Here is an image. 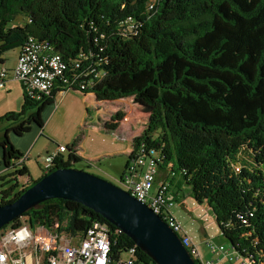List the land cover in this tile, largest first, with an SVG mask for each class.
<instances>
[{
	"label": "trees",
	"instance_id": "1",
	"mask_svg": "<svg viewBox=\"0 0 264 264\" xmlns=\"http://www.w3.org/2000/svg\"><path fill=\"white\" fill-rule=\"evenodd\" d=\"M147 1L0 0V63L28 36L47 42L66 62L84 55L82 64L95 65L103 77L83 93L106 103L133 96L148 110L124 169L140 142L157 148L158 168L180 174L195 199L207 203L229 246L264 264V0H157L149 10ZM18 16L26 21L15 23ZM129 17L135 33L124 23ZM60 90L56 84L38 99L24 91L20 108L0 116L7 166L0 205L45 175L33 179L26 158L15 160L23 154L5 131H23L24 120L43 125L39 113ZM123 116L112 112L104 130L114 131ZM79 139L65 145L66 156L54 157L53 168L82 160L75 152ZM94 221L108 225L113 257L136 245L100 214L64 198L38 203L0 232L27 224L76 236ZM135 256V264H157L137 245Z\"/></svg>",
	"mask_w": 264,
	"mask_h": 264
},
{
	"label": "built area",
	"instance_id": "2",
	"mask_svg": "<svg viewBox=\"0 0 264 264\" xmlns=\"http://www.w3.org/2000/svg\"><path fill=\"white\" fill-rule=\"evenodd\" d=\"M156 1L148 0L147 9H152ZM124 23L130 32L135 33L136 22L129 17ZM84 58V55L79 54L70 63L66 62L60 54L51 50L47 42L28 36L18 52L13 75L21 82L30 98L38 99L41 95L49 94L56 84L65 90L73 89L83 93L103 77V72L96 69L95 65H83ZM6 77L7 70L1 66L0 87L5 84ZM66 152L65 145L57 144L54 152L38 155L41 172L46 174L54 169V157ZM24 158V155L20 156L19 160ZM159 158L160 151L157 148L145 141L140 142L134 160L124 170L118 186L159 215L179 236L196 264H228L232 261L237 264H253L250 258L240 257L230 246L210 244L212 242L209 241L212 253L218 257L205 259L201 256L196 244L168 211L174 199L167 183H160L156 191L151 192ZM234 169L238 171L240 165L236 163ZM135 246L125 251L126 256L123 257L121 253L113 257L110 230L102 221H94L82 234L76 236L64 235L44 226L33 228L22 224L0 232V264H135Z\"/></svg>",
	"mask_w": 264,
	"mask_h": 264
},
{
	"label": "crops",
	"instance_id": "3",
	"mask_svg": "<svg viewBox=\"0 0 264 264\" xmlns=\"http://www.w3.org/2000/svg\"><path fill=\"white\" fill-rule=\"evenodd\" d=\"M19 52V48H17V55ZM8 52L3 54L4 61L0 66L6 67H14L16 63V59L9 64ZM23 92L24 89L20 81H14L13 79H9L7 83L0 87V115L12 110H18L23 101ZM66 94H70L72 96L71 101H66L62 106V113H75V118L77 120L76 126L77 129L75 132L69 136L70 143L75 139V137L79 136L80 139L75 145L76 154L81 157V161L85 164L92 166L96 170H99L100 162L102 158L114 157L118 154L128 155V153L132 149V139L138 136L142 130L143 126H138V120L140 117H136L135 115L127 114L124 112L123 118L120 120L118 127L114 131H106L103 128V122L108 120L110 114L117 109L116 105H113V108L110 106L105 107L108 103L96 100L93 92L82 93L73 89L56 91L55 96L51 101L44 104L43 108L39 113V117L42 122L46 120L47 113L48 117L50 115L49 108H53L56 106L54 112H52V116L57 112L60 104H62V99L66 98ZM75 96L76 99L73 97ZM123 98L116 99L114 103L121 102ZM132 109L131 103L133 101L124 100ZM49 109V110H48ZM93 109L92 112L90 110ZM121 110V109H120ZM32 112V111H30ZM52 116L50 119H52ZM98 122V126H96L95 122ZM48 122V121H47ZM144 123L142 119L141 125ZM23 125L26 127L23 131L17 132L13 127L7 128L5 133L9 141L11 142L14 149L23 153L26 157L25 164L29 169L27 164V160H29L31 151L35 146V143L42 136V126L37 121H28L24 120ZM4 123L0 124V127H3ZM102 126V127H101ZM92 129L96 130L98 133H94V140H90V133ZM83 130V131H82ZM44 135V134H43ZM44 137V136H42ZM47 136H45L46 138ZM49 137H52L49 135ZM48 137V141L50 142V138ZM67 145V144H62ZM48 147V148H47ZM45 148L48 149L47 152H54L56 148V144L53 145L49 143ZM44 152H36L34 160L36 165L39 167V171L41 172L39 161L37 159V155ZM33 155V156H34ZM63 156H66V153H62ZM128 157V156H127ZM15 160H19V157ZM128 160V158H127ZM127 160H122L125 168V164ZM109 167L116 169L115 171H119V166H117L114 162L107 161L106 162ZM7 170V166L4 162V149L3 146H0V173ZM30 171V170H29ZM123 170H121L119 176L115 174L117 180L121 177ZM107 174V172H105ZM111 175V174H107ZM162 182L167 183L169 191L173 195L174 203L168 208V211L171 215L174 216L175 219L179 221L181 224L183 231L190 237L193 243L196 244L198 252L205 259H213L217 258L218 255L212 254L211 257H208V251L206 250L204 243L207 241L222 244L223 242L219 240L220 237L219 232L214 231V226H212L211 218L209 217V213L214 214L211 208L207 205V203L203 200L202 202H198L196 199H192L188 196V198L183 193V184H186L180 174H171L166 169L158 168L157 175L154 180V184L152 186L151 192L154 193L158 187V185ZM173 185H175L173 187ZM177 188V189H176ZM191 196H194L192 191L190 190ZM195 198V197H194ZM201 206L206 208L204 210ZM208 212V213H207ZM208 217V219H207ZM215 220V217H214ZM209 239V240H208ZM228 264H237L236 261L229 262Z\"/></svg>",
	"mask_w": 264,
	"mask_h": 264
},
{
	"label": "water",
	"instance_id": "4",
	"mask_svg": "<svg viewBox=\"0 0 264 264\" xmlns=\"http://www.w3.org/2000/svg\"><path fill=\"white\" fill-rule=\"evenodd\" d=\"M50 198L81 203L115 225L157 264H196L179 236L120 186L75 167H56L25 189L14 201L0 205V228Z\"/></svg>",
	"mask_w": 264,
	"mask_h": 264
},
{
	"label": "rangeland",
	"instance_id": "5",
	"mask_svg": "<svg viewBox=\"0 0 264 264\" xmlns=\"http://www.w3.org/2000/svg\"><path fill=\"white\" fill-rule=\"evenodd\" d=\"M25 21H26V18H23L22 16H18L16 21H15V23L23 24ZM17 48H13V49H10V50L6 51V52H8L7 56L9 58V64H11L14 61V59H16ZM4 67L7 70V77L5 78V80H6L5 84L7 83V81L9 79H13L14 81H19L18 79L14 78V75H13V68L14 67H6V66H4ZM3 86H1V87H3ZM67 90H70V89H67ZM66 95H67L66 98L62 99V104H60L57 112L53 116H52V112H54L56 106H53V108H49V109H51L49 111L50 115L48 117V113H47V118H46V120H44L43 126H42V132H43L42 136H44V137H42V136L39 137V139L37 140V142L35 143V146L33 147L32 151H31V155H30L29 160H27V164H28L29 170H30L29 172H30V175H31V177L33 179H35V178H37L38 176L41 175V173L39 171V167L35 163V160H34L35 155L34 154H36V152H39V151L44 152V153H40V155L45 154L48 151V149L46 150L45 148L47 147V145L49 143L51 144L50 148H52L53 145H55V144L56 145L57 144H69L70 143L69 136L72 134V132H75V130L77 129V126H76L77 120L75 118V113L65 114V113H62V110H61V106L66 101L68 102V101L72 100V96L70 94H66ZM73 97L76 99L75 96H73ZM125 99L127 101H134L133 96H128V97H124L123 100L121 102H118L117 104L114 103V102H110V103H108V105H105V107L110 106V108H113V105H116L117 109H121L122 111L127 112V114L131 113L132 115H135L136 117L137 116L140 117L139 120H138V126L141 127L142 126L141 125V121H142V119L144 117H146V115L148 113L147 112L148 111L147 108L146 107L145 108L142 107V103L137 100V102L134 101L133 103H131L132 109H130L128 104L126 102H124ZM12 111H16V110H12ZM92 111H93V109L90 110V112H92ZM51 116H52V119H50ZM95 124H96V126H98V122L97 121L95 122ZM94 133H98V132L96 130L92 129V132L90 133V140L91 139L94 140L93 137H94V135H96ZM49 135L52 136V137H49ZM45 136H47V137L45 138ZM48 137L50 138L49 139L50 142L48 141ZM127 156L122 153V154H118V155H116L114 157H109V158H107V157L105 158L104 157V158L101 159L100 167L98 168L99 170H96L92 166L85 164L83 161L75 162L73 164V166L75 168L83 169L85 171L93 173V174H95V175H97V176H99L101 178H104V179H106V180H108V181H110V182H112V183H114L116 185H119L120 178L117 180L115 174H117V177H118L120 172H121V170H123L122 172H124L125 169L123 168L124 165H121V163L123 164V162H121V159L125 161L128 158ZM35 159H36V157H35ZM107 161H110V162H114L115 161L114 164H116L117 166H119V163H120V168L121 169L116 172L115 171L116 169H113L112 167H109L107 165V163H106ZM247 162L249 163L248 159H247ZM247 162H246V164H248ZM105 172H107V174H111V175H107ZM27 178L28 177H25V176L19 177L20 184H23V185L27 184L28 183ZM174 186L175 185H173V187ZM182 190H183V193L185 194V196L187 198L189 196L190 198L195 199L194 196H191V194H190V190H192V188H191V186L189 184H183ZM201 207L204 210H206V208H204L203 206H201ZM209 217L211 218L212 226H214V231L216 233L219 232L218 225H217L216 221L214 220V217L212 216V214L209 213ZM207 219H208V217H207ZM218 238H219L220 242L221 241L223 242L224 246H226V247L229 246V241L227 239H225L223 236L220 235V237H218ZM210 244H213V242L210 243ZM214 244L218 245L217 242L214 243ZM203 245H205L206 250L208 251L207 252L208 253V257H211L213 253H212L211 247L208 245V241L206 243H204ZM122 256L123 257L126 256V253L123 252Z\"/></svg>",
	"mask_w": 264,
	"mask_h": 264
}]
</instances>
